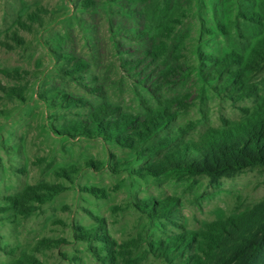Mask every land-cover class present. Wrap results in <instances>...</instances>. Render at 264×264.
<instances>
[{
	"label": "rangeland",
	"instance_id": "374dc122",
	"mask_svg": "<svg viewBox=\"0 0 264 264\" xmlns=\"http://www.w3.org/2000/svg\"><path fill=\"white\" fill-rule=\"evenodd\" d=\"M263 1L0 0V264H201L264 165L161 161L264 104Z\"/></svg>",
	"mask_w": 264,
	"mask_h": 264
},
{
	"label": "trees",
	"instance_id": "16d2710c",
	"mask_svg": "<svg viewBox=\"0 0 264 264\" xmlns=\"http://www.w3.org/2000/svg\"><path fill=\"white\" fill-rule=\"evenodd\" d=\"M136 1L142 9L158 15L159 11L155 7L163 4L164 7L169 6L172 0ZM260 16L264 21V15L258 14ZM226 57L233 61L234 53H228ZM247 66L255 71L264 68V37L251 50ZM150 122L149 127L157 124L156 120ZM116 124L125 127L127 119ZM144 128H140L133 136H143ZM171 143L169 146L172 145L173 154L165 156L161 161L163 171L174 169L218 177L249 166L264 165V104L229 131H220L215 136L191 145L183 146L181 139ZM216 231L201 243V264H264V200L236 220L230 221L226 228Z\"/></svg>",
	"mask_w": 264,
	"mask_h": 264
}]
</instances>
